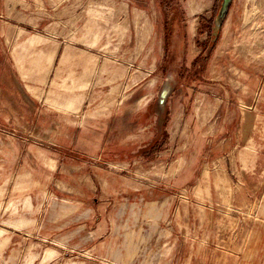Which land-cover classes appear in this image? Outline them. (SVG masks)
Returning a JSON list of instances; mask_svg holds the SVG:
<instances>
[{"label":"rangeland","instance_id":"374dc122","mask_svg":"<svg viewBox=\"0 0 264 264\" xmlns=\"http://www.w3.org/2000/svg\"><path fill=\"white\" fill-rule=\"evenodd\" d=\"M219 5L0 0V264L255 256L264 0Z\"/></svg>","mask_w":264,"mask_h":264},{"label":"crops","instance_id":"0c3cea01","mask_svg":"<svg viewBox=\"0 0 264 264\" xmlns=\"http://www.w3.org/2000/svg\"><path fill=\"white\" fill-rule=\"evenodd\" d=\"M264 175V174H263ZM263 194L258 196L259 205L256 210V221L246 231L242 244H256L255 256L247 260L246 264H264V187ZM256 257V259H255Z\"/></svg>","mask_w":264,"mask_h":264},{"label":"water","instance_id":"95a60500","mask_svg":"<svg viewBox=\"0 0 264 264\" xmlns=\"http://www.w3.org/2000/svg\"><path fill=\"white\" fill-rule=\"evenodd\" d=\"M232 0H220V5H219V8L217 10V13L215 15V18H214V31H215V34L217 33V31L219 30V28L221 27L222 25V22L223 20L225 19L227 13H228V10H229V7H230V4H231ZM165 89V86L163 87L162 91H161V94H160V99H159V104L162 105L165 98H166V95H167V92L165 94V96H163V91Z\"/></svg>","mask_w":264,"mask_h":264},{"label":"bare ground","instance_id":"6f19581e","mask_svg":"<svg viewBox=\"0 0 264 264\" xmlns=\"http://www.w3.org/2000/svg\"><path fill=\"white\" fill-rule=\"evenodd\" d=\"M168 89H169V84L167 83V85L165 86V89L163 91V96H165V94L168 91Z\"/></svg>","mask_w":264,"mask_h":264},{"label":"trees","instance_id":"16d2710c","mask_svg":"<svg viewBox=\"0 0 264 264\" xmlns=\"http://www.w3.org/2000/svg\"><path fill=\"white\" fill-rule=\"evenodd\" d=\"M196 62H200V63L203 65V63H204V58H201V56H200V59L196 60Z\"/></svg>","mask_w":264,"mask_h":264}]
</instances>
